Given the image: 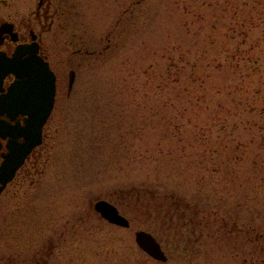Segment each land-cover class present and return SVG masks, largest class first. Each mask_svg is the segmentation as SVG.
Instances as JSON below:
<instances>
[{"label": "rangeland", "instance_id": "374dc122", "mask_svg": "<svg viewBox=\"0 0 264 264\" xmlns=\"http://www.w3.org/2000/svg\"><path fill=\"white\" fill-rule=\"evenodd\" d=\"M52 1L51 162L33 215L1 197L0 264L39 260L57 226L65 234L45 264L154 261L138 229L156 233L175 264H264V0ZM36 4L27 0L28 17ZM140 190L153 195L150 208ZM172 194L205 214L204 237L187 239L186 220L169 213ZM98 198L119 204L130 227L95 213Z\"/></svg>", "mask_w": 264, "mask_h": 264}, {"label": "flooded vegetation", "instance_id": "af4514ba", "mask_svg": "<svg viewBox=\"0 0 264 264\" xmlns=\"http://www.w3.org/2000/svg\"><path fill=\"white\" fill-rule=\"evenodd\" d=\"M28 11L27 0H9V2L8 0H0V54L4 57H10L13 56L18 46L35 43L38 45L39 54L49 62L50 67L55 72L57 77L56 102L52 113L43 128V139L41 144L35 146L31 152L23 156L22 149L26 146L25 138L23 136L15 135L14 133L16 132H13V130L8 133L9 131L7 128L5 129L4 134L0 133V168L4 165L11 168L13 163H17L22 159V162L15 170L13 177L8 180L5 185L3 184V180L7 179L9 172L0 169V187L3 186L0 193V199L2 196L8 195L7 203L10 204L11 202L13 203L14 200H17V204L24 206L26 216L27 214L33 215V209H30V205H32L31 201L34 197H36V195L37 197L40 196L39 192L41 193L40 189L43 188L42 183L46 173L45 170L51 162L50 156L45 148L47 146V139L50 136L49 131L51 123L57 122L54 113L57 109L58 88L60 83V74L53 61V56L50 53L47 39L44 36L45 32L50 33L54 30V27L57 26L55 21L57 17H60L59 7H57L52 0H37V4L32 10L30 17H28ZM74 52L80 53L77 54L78 56L81 55V47L75 48ZM78 65H81L80 61L78 62ZM77 68L78 67L76 65H71L70 67V71H75V82L72 88L68 87V98L71 97L76 89L78 76ZM15 79L16 77L12 73H7L0 78V102L4 96L9 93L10 87ZM68 104L69 103H65V107H67ZM27 119L28 115L26 114H19L15 118H12L8 112H1L0 107V124L5 127H12L18 124H20L19 126L24 127ZM54 171L57 173V167H54ZM54 179H56L55 176ZM28 185L35 188L34 192H30L33 187ZM98 199H106L117 205L120 209L119 204L109 200L108 198ZM94 211L98 213L96 210ZM71 219H75L74 214H72ZM68 220H70V218ZM84 221L88 222V202ZM72 227H75V223H73ZM55 230L56 231H54V233L49 237V243L46 242L47 244H44L41 247V258L38 260V257H35L36 254H33L32 256L26 258V264L49 263L48 258L55 253V248L58 245V242L55 241L56 236L63 237L65 234V230L62 232L59 230V226H57ZM45 246L48 247V250L44 249ZM165 251L168 256V260L171 262L170 254H173L170 250Z\"/></svg>", "mask_w": 264, "mask_h": 264}, {"label": "water", "instance_id": "95a60500", "mask_svg": "<svg viewBox=\"0 0 264 264\" xmlns=\"http://www.w3.org/2000/svg\"><path fill=\"white\" fill-rule=\"evenodd\" d=\"M7 73H13L16 80L10 87L9 93L0 102L1 112H8L12 118L17 115H28L24 127L15 125L5 127L0 124V133L13 130L15 135L25 138L26 146L22 149L25 156L31 149L42 142L43 126L51 114L55 102L56 76L48 61L38 54V45L33 43L19 46L13 56L0 55V78ZM75 78L71 72L70 87ZM22 160V159H21ZM21 160L13 163L11 168L3 166L1 170L10 172L12 177ZM5 183L6 181L3 180ZM0 187V191H1ZM95 209L111 223L124 227L130 225L127 217L122 215L117 207L107 200L100 199L95 203ZM136 241L149 255L158 261L149 264H171L156 238L145 230H137Z\"/></svg>", "mask_w": 264, "mask_h": 264}, {"label": "trees", "instance_id": "16d2710c", "mask_svg": "<svg viewBox=\"0 0 264 264\" xmlns=\"http://www.w3.org/2000/svg\"><path fill=\"white\" fill-rule=\"evenodd\" d=\"M251 57H252V55H251ZM251 57L249 58L248 61H251L253 59ZM258 60L259 59H257L256 62H258ZM217 150H219V149L216 148L215 152H217ZM147 193H149V191L147 192V191H144V190H140V191L137 192V198L139 199L138 201L140 202V201H142V198H143L142 195L146 196L147 200L145 199L146 201L144 200V202H146L147 205H148V208H150L151 204H152L151 200L153 199V197H152L153 195H147ZM140 197H142V198H140ZM165 197L167 198V200L169 199L170 201H172V203H175L173 205L170 204L171 205V209L169 208V213H172L173 215L177 214L178 216L180 215L182 217V219L186 220L187 225H189L188 226V232L190 234H193V237L190 235L187 239L188 240H192V239H194L196 237V235H198L197 238H199V239L201 237H204V228L206 226L208 227L207 224H209V221L205 220V214L203 215V217H198L197 218L194 213L189 212V209H188L190 207L189 203H187V202L183 203L182 199L180 197H178V195H176V194L168 195V196H165ZM153 202H154V200H153ZM173 207H176V208L174 209ZM171 210H173V212H171ZM198 211L200 212V208H199ZM187 213H188V216H186ZM202 221H205V222H202ZM204 224L206 225L205 227H204ZM226 226H228L227 223H225V227ZM200 227L202 229H199ZM238 227L239 226L236 225L235 228H237V229H230V231L231 232L235 231V232H239L240 233L242 230H241V228L238 229ZM197 229H199V230H197ZM255 229H256V231L258 230L255 226L251 225V226H248L247 229H244V231L247 232V233H251V232L255 231ZM181 233L185 234V232H183V231H181ZM213 235H214V232H213ZM256 236H259V235H256ZM258 238H261V237H258ZM245 240L248 242L249 238H247V236H246ZM4 260H6V261L2 262L3 264H17L16 262H18V260H16L13 256H11L9 258H5ZM18 264H19V262H18Z\"/></svg>", "mask_w": 264, "mask_h": 264}]
</instances>
